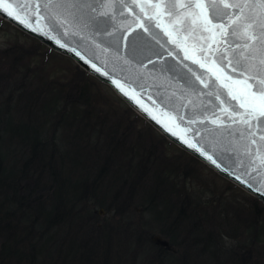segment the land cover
<instances>
[{
  "label": "trees",
  "instance_id": "1",
  "mask_svg": "<svg viewBox=\"0 0 264 264\" xmlns=\"http://www.w3.org/2000/svg\"><path fill=\"white\" fill-rule=\"evenodd\" d=\"M16 30L33 46L0 49V264H264L262 202L128 106L134 116L119 127L90 101L87 85L101 82ZM58 60L71 61L85 84L46 78ZM203 169L213 175L212 186L201 180L204 191L169 180H200ZM154 231L170 248L152 240Z\"/></svg>",
  "mask_w": 264,
  "mask_h": 264
},
{
  "label": "snow or ice",
  "instance_id": "2",
  "mask_svg": "<svg viewBox=\"0 0 264 264\" xmlns=\"http://www.w3.org/2000/svg\"><path fill=\"white\" fill-rule=\"evenodd\" d=\"M0 7L25 27L74 52L85 64L91 63L102 75L123 73L125 84L134 86L132 91L140 90L137 95L125 91L120 80L113 79V84L145 112L149 109L137 98L146 93L144 70L148 65L152 70L159 66L161 73L171 74L180 95L175 91L167 94L163 85L158 86L156 95L171 110L165 114L186 124V132L199 138L201 146L184 142L214 164L209 151L221 160L225 153L232 156L235 166L246 168L245 175L250 174L248 169L255 172V191L264 198V0H12ZM161 16L170 22L172 32L150 31L160 28L154 21ZM32 17L47 23L33 27L28 22ZM125 19L131 23H123ZM173 33L176 39H171ZM181 40L191 42L199 58L186 51L181 54ZM70 43L78 44L91 59L77 47L69 48ZM110 52L114 62L111 73L92 63L94 59L103 64L101 56ZM169 58L173 63H167ZM133 62L139 67L134 68ZM189 96H206L207 102L196 104L187 99ZM146 99L157 106L151 95ZM185 108L187 118L182 111ZM222 137L243 141V151L232 147L231 141L222 146ZM242 183L253 187L247 180Z\"/></svg>",
  "mask_w": 264,
  "mask_h": 264
},
{
  "label": "water",
  "instance_id": "3",
  "mask_svg": "<svg viewBox=\"0 0 264 264\" xmlns=\"http://www.w3.org/2000/svg\"><path fill=\"white\" fill-rule=\"evenodd\" d=\"M6 2H12V0H0V4L6 3ZM142 2V0H141ZM198 2L206 3L207 0H198ZM0 17L10 22L13 26L20 29L21 31L25 32L26 34L38 39L40 42L51 48L52 50L59 52L61 54H64L66 56H69L72 58L79 66H81L84 70H86L89 74L93 75L95 78H97L100 82L109 85L113 91L128 105L130 106L135 112H137L141 117H143L145 120H147L157 131H159L161 134H163L169 141L176 144L181 149L185 150L192 156L198 158L202 162H204L207 166L212 168L216 173H218L220 176L224 177L225 179L231 181L232 183L236 184L240 188L244 189L249 194L255 196L258 198L262 203H264V198L261 197V194L259 192H256L255 189L257 187V183L252 180V176H255V172H251L250 169L248 171L250 172L249 175H245L246 168L244 166L237 167L235 166L232 156H229L228 154L225 155V159L221 160L217 158L216 154L209 151V155L213 156V159L216 160V163H212L209 161L204 155L201 154L200 151H196L192 147L189 146V143H198L197 137H194L191 132H186V128L188 127L186 124L179 122L178 120H173L170 118L169 114L165 113H171V110L169 108H165V106L160 102L158 99L156 93L158 91V86L163 85L164 88L167 90V94H171L173 91L176 92L177 96L180 95V92L178 90V85L175 80L171 79V74H163L159 70V66L155 70H152V65H148V67L144 70L145 76L147 77L146 81L143 83L146 84V93H142L139 96H137L138 99L141 100V103L144 104L145 107L149 109V112H145L144 109L140 106V104L136 103L135 100L130 99L129 95H125L124 92L120 90L115 84H113L112 80L117 79L120 80L121 84H124L125 91H128L130 95H137V93L140 91L139 89H136L135 91H132L131 89L134 86H130L125 84V81L123 79L124 74L120 73L115 76H104L101 74V72H97L96 69L92 68L91 63L85 64L84 61L80 59L79 56H76L74 52L69 51L68 48H62L58 44L55 43L54 40L50 39L47 36L41 35L37 31H33L32 29L25 27V24L20 23L18 20L14 19L11 16H8L7 13H5L0 7ZM29 23H32L33 27H43L47 21H39L36 17H32L28 20ZM155 23L160 25V28L158 29H150V31H157V32H172V25L167 20L166 17L161 16L159 19L154 21ZM123 23L130 24L131 20L125 19L123 20ZM135 27V25H132ZM147 27V25H145ZM55 35V33H53ZM87 35V34H86ZM127 35V34H125ZM147 35V34H145ZM62 39L63 42L68 43L66 38L58 37ZM171 39H176V34L173 33L171 36ZM161 42H163V38H161ZM181 43V54H184L186 51L187 55L194 58H199L198 54L195 52V49L191 42H185L183 40L180 41ZM71 47H77V50L81 51V55H85L86 58L91 59V57H88L87 54L84 52L83 49H81L78 44H69V48ZM125 58H127V51L124 53ZM101 61H104L102 64L100 61L92 60V63H96L97 67L102 68L103 71L112 72V69L114 67V62L111 60V52L108 55H102ZM189 64H191V61H187ZM167 63H173V61L169 58L167 60ZM133 67L138 68L139 65L135 64L133 62ZM118 71V69H117ZM147 95H151L153 100L156 101V105L153 106L152 102L146 99ZM187 99L193 100L194 103L200 104V103H206L207 97L201 96V97H195V96H189ZM185 101H182V103H185ZM226 106V105H225ZM163 109V112L161 111ZM182 111L186 114L188 109H182ZM156 117L155 119L153 117ZM159 121V122H158ZM164 125H167V129H171V131H168ZM195 127V126H193ZM175 133V134H173ZM188 140L189 143H185L184 141ZM229 141H231V146L236 148L238 151H243V148L245 146L243 141H236L233 140L231 137H228L227 139H224L223 137L220 139V144L222 146H229ZM201 145L198 143V147ZM204 150L208 151L207 146H204ZM245 164H247V161L245 160ZM217 165H220L217 167ZM228 169V170H225ZM237 176H241V180L236 179ZM242 180H247L249 183L253 184L252 188H249L246 183H242ZM102 213L103 211L100 210ZM152 240L157 245H163L168 248H170V244L167 240L163 239L159 235H153Z\"/></svg>",
  "mask_w": 264,
  "mask_h": 264
},
{
  "label": "rangeland",
  "instance_id": "4",
  "mask_svg": "<svg viewBox=\"0 0 264 264\" xmlns=\"http://www.w3.org/2000/svg\"><path fill=\"white\" fill-rule=\"evenodd\" d=\"M16 29L17 28L14 27L10 23L4 24L3 27H0V49L6 48L7 46H12V44H16V42H19L20 44H25L26 45V46L24 45L25 47L33 46V44L28 42L25 38H23L22 36H18L19 34H18ZM40 61H41V58L35 57L34 63H35V65H36V67L38 69L41 66ZM57 64H58V68H59V71H58L57 75H55L54 77H51V78L47 75L46 78L56 80L57 83H59L60 85H63V86H67L70 83L71 77L74 80V83L76 82L75 85L78 86V85H84L85 84V82H84L85 78L82 75L81 76L76 75L75 72L73 71L74 67H73V63L71 61L66 60V61H62L61 62V61L58 60ZM40 71H43V69H40ZM35 81L37 82V80H35ZM87 86H88L89 92L91 93L90 101L92 100V103L96 104L95 108L98 111H102L103 114H105L106 116L111 117V119H113V117L114 118H118L120 120V122L122 121L123 124L127 123V125H128V122L130 121V118H132V116H134V113H131L132 116H129L130 112L128 111L127 105L123 101H118V99H117L118 96L116 95V93L108 85L102 84L100 86H96L95 84H91L90 83V85H87ZM95 91L99 95H97ZM122 122H121V125H119V127L122 126ZM138 125L142 126L143 124L138 122L136 124L137 128H138ZM131 126H132V128H131L132 130H136L137 129V128L135 129V127H133V125H131ZM66 132H67L66 129L60 130L58 132V135H57V140L58 141L61 140L62 142L65 141L64 133H66ZM122 140H125V139H123V136H122ZM7 157H8V162L12 161V158H11L10 155L7 156ZM182 161H183V159L181 160V162ZM203 170H204V171H202L203 174H201V173L199 174L196 171V174L199 176L200 180H195V178H196L195 176H194V179L184 180L183 176L181 174H179V175H171L169 180L174 182L175 184H177L175 189L183 188V187L185 189L186 188L190 189L192 187L193 190H196L198 188V189H200L199 191H204L206 187L205 188L201 187L202 186L201 180L205 179L207 181L208 184H206V186H208V185L212 186V183L210 182L209 179H212L213 175L210 172L206 173V172H208V170H205V169H203ZM146 180L149 181L150 184L153 182L152 177L150 175L146 176ZM217 184H221V183L217 182ZM217 184H214V185H217ZM193 186H194V188H193ZM242 192L245 195L248 194L244 190ZM231 195L233 196V194H231ZM176 196H178L176 193L172 194V200H171L172 202L174 201V198ZM204 196L210 198L208 192H206ZM226 197H227V193H225V198ZM226 200H228V199H226ZM97 209L98 210L100 209V210L103 211L101 214L104 213L103 208H99L98 207ZM139 211H141V208H139ZM152 235H159V236H161L163 238V235H161L157 231L152 232Z\"/></svg>",
  "mask_w": 264,
  "mask_h": 264
}]
</instances>
